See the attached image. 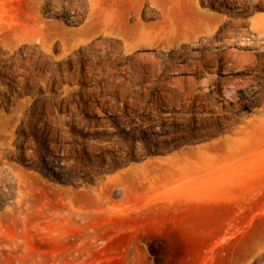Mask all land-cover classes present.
<instances>
[{
    "label": "rangeland",
    "instance_id": "rangeland-1",
    "mask_svg": "<svg viewBox=\"0 0 264 264\" xmlns=\"http://www.w3.org/2000/svg\"><path fill=\"white\" fill-rule=\"evenodd\" d=\"M0 264H264V0H0Z\"/></svg>",
    "mask_w": 264,
    "mask_h": 264
},
{
    "label": "bare ground",
    "instance_id": "bare-ground-1",
    "mask_svg": "<svg viewBox=\"0 0 264 264\" xmlns=\"http://www.w3.org/2000/svg\"><path fill=\"white\" fill-rule=\"evenodd\" d=\"M228 4H229V3H228ZM215 6H216V5H215ZM215 6H214V7H215ZM222 6H223V5H222ZM227 8H228V7H227ZM227 8H226V9H227ZM215 19H216V18H215Z\"/></svg>",
    "mask_w": 264,
    "mask_h": 264
}]
</instances>
